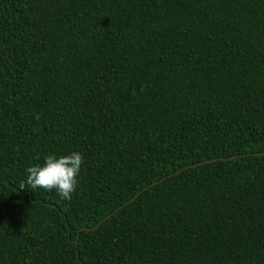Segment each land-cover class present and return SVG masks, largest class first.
Instances as JSON below:
<instances>
[{"label":"trees","instance_id":"obj_1","mask_svg":"<svg viewBox=\"0 0 264 264\" xmlns=\"http://www.w3.org/2000/svg\"><path fill=\"white\" fill-rule=\"evenodd\" d=\"M0 264H264V0H0Z\"/></svg>","mask_w":264,"mask_h":264},{"label":"clouds","instance_id":"obj_2","mask_svg":"<svg viewBox=\"0 0 264 264\" xmlns=\"http://www.w3.org/2000/svg\"><path fill=\"white\" fill-rule=\"evenodd\" d=\"M83 163L84 158L78 152L60 157L49 154L44 157L42 166L34 165L25 170L26 180L21 182L20 188L23 190L26 184L33 190L55 191L61 200H71Z\"/></svg>","mask_w":264,"mask_h":264},{"label":"water","instance_id":"obj_3","mask_svg":"<svg viewBox=\"0 0 264 264\" xmlns=\"http://www.w3.org/2000/svg\"><path fill=\"white\" fill-rule=\"evenodd\" d=\"M176 173H178V172H176ZM176 173H175V174H176ZM134 197H135V196H134ZM134 197H133V198H134ZM133 198H132V199H133Z\"/></svg>","mask_w":264,"mask_h":264}]
</instances>
